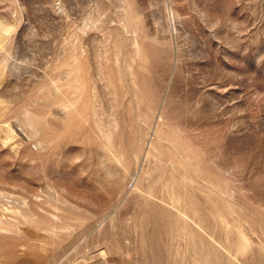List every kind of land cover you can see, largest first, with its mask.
I'll return each mask as SVG.
<instances>
[{
    "label": "rangeland",
    "instance_id": "374dc122",
    "mask_svg": "<svg viewBox=\"0 0 264 264\" xmlns=\"http://www.w3.org/2000/svg\"><path fill=\"white\" fill-rule=\"evenodd\" d=\"M0 264H264V0H0Z\"/></svg>",
    "mask_w": 264,
    "mask_h": 264
}]
</instances>
